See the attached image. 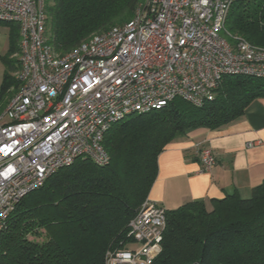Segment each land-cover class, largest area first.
Segmentation results:
<instances>
[{
	"label": "built area",
	"instance_id": "2783aa9c",
	"mask_svg": "<svg viewBox=\"0 0 264 264\" xmlns=\"http://www.w3.org/2000/svg\"><path fill=\"white\" fill-rule=\"evenodd\" d=\"M234 1L145 0L128 22L60 55L44 0H0V22L20 27L19 88L0 113V235L57 170L80 157L107 165L103 142L117 121L175 99L201 106L228 75L264 78V47L226 29ZM198 155L206 171L217 162L209 146ZM166 225L167 209L147 198L129 223L135 244L109 249L106 264H151Z\"/></svg>",
	"mask_w": 264,
	"mask_h": 264
},
{
	"label": "trees",
	"instance_id": "16d2710c",
	"mask_svg": "<svg viewBox=\"0 0 264 264\" xmlns=\"http://www.w3.org/2000/svg\"><path fill=\"white\" fill-rule=\"evenodd\" d=\"M144 0H44L54 50L66 54L93 35L122 25ZM10 26L2 57L0 113L19 88L20 27ZM226 29L264 47V0H235ZM264 97V78L228 75L213 100L175 99L131 114L108 130L105 166L86 157L57 170L18 203L0 235V264H106L109 249L127 247L129 223L158 176L159 156L196 127L219 129ZM32 237V238H31ZM151 264H264V182L249 198L228 195L167 210L162 249Z\"/></svg>",
	"mask_w": 264,
	"mask_h": 264
},
{
	"label": "crops",
	"instance_id": "0c3cea01",
	"mask_svg": "<svg viewBox=\"0 0 264 264\" xmlns=\"http://www.w3.org/2000/svg\"><path fill=\"white\" fill-rule=\"evenodd\" d=\"M10 46V26L0 22V86L3 81L2 57ZM260 141L252 147L249 142ZM211 147L217 162L210 171L203 169L198 150ZM156 181L148 198L167 210L190 201H204L228 195L249 198L264 182V97L254 100L244 114L219 128H192L169 143L159 156Z\"/></svg>",
	"mask_w": 264,
	"mask_h": 264
},
{
	"label": "rangeland",
	"instance_id": "374dc122",
	"mask_svg": "<svg viewBox=\"0 0 264 264\" xmlns=\"http://www.w3.org/2000/svg\"><path fill=\"white\" fill-rule=\"evenodd\" d=\"M144 1H145V0H144ZM144 1H143V2H144ZM31 238H32V237H31ZM134 244H135V243H133V242H129L128 245H127V247H132Z\"/></svg>",
	"mask_w": 264,
	"mask_h": 264
}]
</instances>
